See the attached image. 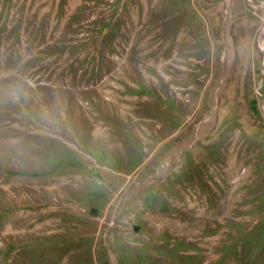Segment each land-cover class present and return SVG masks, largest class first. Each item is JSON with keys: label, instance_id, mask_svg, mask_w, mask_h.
I'll list each match as a JSON object with an SVG mask.
<instances>
[{"label": "rangeland", "instance_id": "374dc122", "mask_svg": "<svg viewBox=\"0 0 264 264\" xmlns=\"http://www.w3.org/2000/svg\"><path fill=\"white\" fill-rule=\"evenodd\" d=\"M0 264H264V0H0Z\"/></svg>", "mask_w": 264, "mask_h": 264}, {"label": "bare ground", "instance_id": "6f19581e", "mask_svg": "<svg viewBox=\"0 0 264 264\" xmlns=\"http://www.w3.org/2000/svg\"><path fill=\"white\" fill-rule=\"evenodd\" d=\"M181 26H182V25H181ZM183 29H184V28H183ZM180 30H181V29H180ZM188 30H189V29H188ZM192 30H193V29H192ZM187 32H188V31H187ZM211 32H212V31H211ZM168 34H169V33H168ZM179 36H180V35H179ZM170 37H171V36H170ZM213 37H214V36H213ZM170 39H171V38H170ZM171 41H172V40H171ZM171 41H170V43H171ZM188 42H189V41H188ZM170 43H169V44H170ZM187 45H188V44H187ZM172 46H173V45H172ZM172 46H171V47H172ZM185 47H186V46H185ZM176 51H177V50H176ZM192 52H193V51H192ZM192 52H191V53H192ZM197 52H198V51H197Z\"/></svg>", "mask_w": 264, "mask_h": 264}]
</instances>
